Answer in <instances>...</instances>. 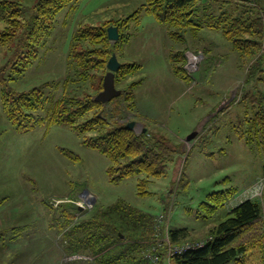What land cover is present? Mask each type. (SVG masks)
I'll return each mask as SVG.
<instances>
[{
	"label": "rangeland",
	"instance_id": "obj_1",
	"mask_svg": "<svg viewBox=\"0 0 264 264\" xmlns=\"http://www.w3.org/2000/svg\"><path fill=\"white\" fill-rule=\"evenodd\" d=\"M10 1L22 2L28 17L38 2ZM144 2L79 0L73 7H66L23 75L13 69L14 44L10 48L0 45V70L7 65L3 72L7 83L0 81V201L4 202L0 206V232L14 226L27 227L20 240L0 251V264H94L92 257L64 253L62 232L57 226L58 216L66 208L75 214L77 222L89 217L98 204L124 200L155 215L156 228L188 229L189 237L181 243L213 236L209 234L212 228L246 200L260 202L264 212V152L258 142L248 143L237 133L251 129L246 122L258 110V104L251 100L264 94V49L258 56L263 65L249 74L258 58L244 59L222 31L203 28L194 34L189 30L186 42H178L170 37L165 25L142 11L140 23L132 22L126 29L132 40L115 52L124 63L141 65L117 88L123 90L128 84L139 83L135 92L144 108L128 111L121 94L105 104L107 120L126 125L137 121L134 130L138 134L145 127L176 150L167 175L151 178L148 195L138 193L139 179L145 176L128 177L118 184L111 182L107 173L109 159L86 146L70 126H41L24 132L9 123L2 102L5 86L17 91L42 87L48 99L41 114L46 115L62 96V88H50L48 84L62 83L67 78L68 55L76 31L81 26H101L126 18ZM222 12L264 17V0H199L194 17L201 22ZM6 25L0 19V32ZM180 50H185L187 56L184 68L190 82L177 77L170 66L169 54ZM190 54L198 58L191 71L187 69ZM107 70L98 72L96 80L100 81ZM79 86L72 85L70 90L82 88ZM88 86H84L85 90L94 97L102 90L97 92ZM195 133V138L187 140ZM62 150L80 159L74 160ZM229 188L237 192L224 208L213 212L201 205L210 193Z\"/></svg>",
	"mask_w": 264,
	"mask_h": 264
},
{
	"label": "trees",
	"instance_id": "obj_2",
	"mask_svg": "<svg viewBox=\"0 0 264 264\" xmlns=\"http://www.w3.org/2000/svg\"><path fill=\"white\" fill-rule=\"evenodd\" d=\"M77 1L38 0L30 17L25 15L22 2L0 1V19L7 24L0 32V45L10 48L14 44L15 54L11 61L18 74L23 75L38 57L40 47L55 29L59 13L66 7H73ZM198 1L145 0L139 10L126 18L101 26H81L72 39L67 78L62 83L53 81L48 84L50 88H62V96L53 102L46 115H42L48 99L42 87L17 91L5 86L2 102L9 123L24 132L41 126H70L83 138L86 146L109 159L107 173L111 182L118 184L128 177L145 176L139 179L138 193L143 196L150 194L151 178L167 175L170 159L176 150L165 138L156 139L148 129L138 134L126 123L108 121L106 105L97 102L94 94L84 86L89 85L88 89L97 92L103 89L104 76L97 81L98 72H105L112 54L129 41L126 29L132 22L140 23L142 11L165 25L170 37L178 42H186L189 30L194 34L203 28L222 31L244 59L258 58L250 67L249 74L253 69H260L263 61L258 56L264 49V17L251 13L234 16L222 12L220 15L211 14L199 22L194 17ZM113 24L120 32V39L114 44L108 38V27ZM169 61L177 77L192 81L184 68L187 61L185 50L172 52ZM6 66L0 70L2 84L7 83L3 77ZM140 69L138 63H121L116 85ZM75 84L82 88L70 90ZM138 84L134 82L123 87V101L130 112L136 111L135 88ZM251 102L258 104V110L246 122L251 129L238 130L237 133L248 143L258 142L264 152V94L254 96ZM89 133L96 135L89 136ZM62 151L74 160L80 159L69 150ZM236 192L234 188L215 191L201 205L216 212L224 208ZM3 203L0 201V206ZM58 217L61 246L69 256L92 257L94 264H152L144 257L145 249L157 238L155 215L151 212L117 200L108 205L98 204L89 217L77 222L69 208L62 210ZM26 230V226H14L9 231L0 232V251L20 240ZM169 232L172 243H181L189 237L188 229ZM209 234L213 235V241L206 247L175 256L171 264H264V212L260 202L246 200L239 204L227 212V218ZM166 249L164 246L159 250L162 262L166 258Z\"/></svg>",
	"mask_w": 264,
	"mask_h": 264
},
{
	"label": "built area",
	"instance_id": "obj_3",
	"mask_svg": "<svg viewBox=\"0 0 264 264\" xmlns=\"http://www.w3.org/2000/svg\"><path fill=\"white\" fill-rule=\"evenodd\" d=\"M188 57H189V61H188L189 66H187V69L191 71L192 69H195V65L198 62V58L192 54L188 55ZM163 221L164 219L161 220V222ZM156 237H157L156 240L151 245H149L144 251V257L152 264H171L170 261L173 257L178 255H183L184 253H187L189 251L204 248L213 241V236H209L208 238L198 241L172 243L170 232L168 231V229L163 230V228L160 229V227L157 228ZM164 246H167L166 256H165L166 258L165 261L162 262V255L159 253V250L161 249V247Z\"/></svg>",
	"mask_w": 264,
	"mask_h": 264
},
{
	"label": "water",
	"instance_id": "obj_4",
	"mask_svg": "<svg viewBox=\"0 0 264 264\" xmlns=\"http://www.w3.org/2000/svg\"><path fill=\"white\" fill-rule=\"evenodd\" d=\"M108 38L111 42L115 43L120 39L119 28L116 25L108 27ZM121 68V62L119 61L117 54L113 53L107 63V72L103 79V89L95 96L97 102L106 104L112 100L118 98L123 90L117 88L116 85V75ZM139 123L137 121H130L126 126L129 129H135L136 125ZM146 128H143V132H146ZM197 133L190 135L187 140H192L195 138Z\"/></svg>",
	"mask_w": 264,
	"mask_h": 264
},
{
	"label": "crops",
	"instance_id": "obj_5",
	"mask_svg": "<svg viewBox=\"0 0 264 264\" xmlns=\"http://www.w3.org/2000/svg\"><path fill=\"white\" fill-rule=\"evenodd\" d=\"M131 40H132V38H131ZM131 40H130V41H131ZM130 41H129L128 43H130ZM128 43H127V44H128ZM171 53H172V52H171ZM171 53H170V54H171ZM170 54H169V56H170ZM118 59H119V58H118ZM168 59H169V57H168ZM119 60H120L121 63H124V61H122L121 59H119ZM169 62H170V61H169ZM170 66H171V64H170ZM171 68H172V67H171ZM137 87H138V86H137ZM137 87H136V88H137ZM136 88H135V90H136ZM135 100H136V110H140V107H141V108H144V106H142L141 104H139L138 99H137V96H136V92H135Z\"/></svg>",
	"mask_w": 264,
	"mask_h": 264
},
{
	"label": "flooded vegetation",
	"instance_id": "obj_6",
	"mask_svg": "<svg viewBox=\"0 0 264 264\" xmlns=\"http://www.w3.org/2000/svg\"><path fill=\"white\" fill-rule=\"evenodd\" d=\"M79 210H81V208H79Z\"/></svg>",
	"mask_w": 264,
	"mask_h": 264
}]
</instances>
